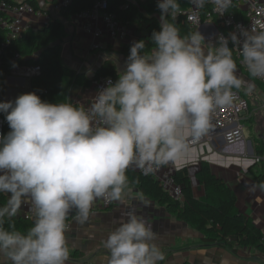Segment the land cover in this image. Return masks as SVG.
<instances>
[{
  "label": "clouds",
  "instance_id": "clouds-1",
  "mask_svg": "<svg viewBox=\"0 0 264 264\" xmlns=\"http://www.w3.org/2000/svg\"><path fill=\"white\" fill-rule=\"evenodd\" d=\"M189 3H212L222 13L232 0ZM157 8L152 47L133 41L118 79L109 78L87 105L50 103L36 92L0 102L10 128L0 134V264H66L70 217L83 225L97 200L122 203L130 166L147 173L187 157L214 111L233 104V90L245 84L236 54L251 77L264 79V27L237 26L206 42L200 31L181 34L179 0H158ZM106 59L119 63L115 54ZM26 201L31 226L19 230L13 221ZM113 225L104 241L107 264L164 260L160 234L145 217L127 211Z\"/></svg>",
  "mask_w": 264,
  "mask_h": 264
},
{
  "label": "crops",
  "instance_id": "crops-1",
  "mask_svg": "<svg viewBox=\"0 0 264 264\" xmlns=\"http://www.w3.org/2000/svg\"><path fill=\"white\" fill-rule=\"evenodd\" d=\"M149 35L148 24L132 23L127 41H116L110 49L116 51L121 64H117L119 71L130 51L133 41H139ZM76 36L78 37L76 40ZM69 44H73L76 51L67 55L64 51V64L81 74L93 76L96 70L104 64L106 56L98 55L90 46V39L83 34L70 36ZM82 42L86 48L81 51ZM68 46V43H67ZM79 47V48H78ZM64 48V45H63ZM66 50V49H65ZM88 51V52H87ZM104 57V58H103ZM239 75L245 81L240 91L250 104L248 113L244 116L245 140L235 145L227 144L225 131L221 132L214 141L198 146H191L187 157L165 166L172 169L188 167L196 197H203L205 192L200 186L196 175L202 162H207L212 172L222 178L237 196V206L241 213L252 217L264 233V190L254 181L255 177L264 171V156L259 159L256 153L260 143H264V86L251 77L247 69L237 66ZM91 70V74H89ZM251 85L253 91L248 93ZM33 92L29 79L8 76L4 80V90H0V102L14 100L20 94ZM97 93L95 83L86 87L80 81L72 86L69 99L72 102L87 101ZM259 159V161H258ZM14 220L26 219L25 204ZM127 211H135L145 217L153 225V230L160 234L156 243L164 254L161 264H264L260 253L252 249H242L238 255L223 247L208 245L202 242L201 234L190 225L182 222L169 212L167 207L158 204L143 195L140 190L129 184L125 192L124 201L115 202L111 209L91 215L86 224H79L73 218L68 221L67 243L70 257L66 264H107L108 252L104 247L107 232L114 227L113 221L121 218Z\"/></svg>",
  "mask_w": 264,
  "mask_h": 264
},
{
  "label": "trees",
  "instance_id": "trees-1",
  "mask_svg": "<svg viewBox=\"0 0 264 264\" xmlns=\"http://www.w3.org/2000/svg\"><path fill=\"white\" fill-rule=\"evenodd\" d=\"M7 1L13 2L12 0ZM96 1L72 0L71 6L61 9L60 18L71 22L75 15L92 8ZM124 1H111L109 10L116 13L118 18L125 23L132 22L140 26L143 22H146L149 28V35L140 40L146 41L149 48L152 47L150 43L151 34L153 31L160 30V22L155 17V11L149 5H143L149 16L142 14L138 6L135 5H131L128 11H121L119 6ZM29 2L36 9H39L36 1L29 0ZM61 19L53 18L44 27L38 30H29L17 43L4 49L1 56L0 90H4V80L12 75L14 67L26 64H35L41 67L40 75L31 80V88L42 100L50 103L62 102L65 98L69 99L72 86L80 81L86 87H91L102 77L110 78L115 83L118 79L117 73L119 69L116 62L111 60H106L93 76H88L85 73L81 74L64 64L59 39L64 33H67V28ZM178 26L182 35L195 32L186 23L182 22ZM219 27L226 31L225 25L221 24ZM5 38V32L0 27V49ZM124 49L125 51H130V47H125ZM16 53H19L22 59L13 63L12 59ZM236 62L237 66H239L237 59ZM257 83L264 86V84ZM234 90L240 91V89ZM240 93L242 92L240 91ZM9 131L10 128L5 119L3 135H6ZM256 153L259 159L263 158L264 143L259 144ZM126 175L128 176L129 184L137 187L143 195L167 207L170 213L198 231L201 234L203 243L223 247L235 255H238V252L242 249H252L260 253L264 259L263 231L252 217L240 212L235 192L222 178L212 172L211 166L207 162L201 163L196 175L200 186L203 187L205 192L203 197H196L188 167L173 171V179L176 185L183 190V203L171 198L163 190L161 183L153 176L141 174L130 168L127 170ZM254 181L259 187L264 184V171L256 176ZM4 200L5 197L0 196V203H3ZM71 219L72 217L68 221ZM13 223L19 230H26L31 226V222L27 219L14 220Z\"/></svg>",
  "mask_w": 264,
  "mask_h": 264
},
{
  "label": "built area",
  "instance_id": "built-area-1",
  "mask_svg": "<svg viewBox=\"0 0 264 264\" xmlns=\"http://www.w3.org/2000/svg\"><path fill=\"white\" fill-rule=\"evenodd\" d=\"M0 0V27L4 30L6 38L0 49V67L2 66V53L4 49L17 43L29 30L44 27L53 18H60L61 9L72 5V0H32L36 1V9L29 0ZM113 0H97L94 6L75 15L71 22L61 19L67 31L72 29L76 33L83 34L90 39L93 51H102L106 46L115 45L116 41L125 42L130 35L132 22L120 20L116 13L111 12L110 2ZM158 0H125L120 6L121 11H128L131 5L138 6L139 11L148 15L143 5H149L155 11V17L160 22V10L157 8ZM182 13L175 18L177 25L186 23L192 31H200L206 38V42L215 43L216 37L220 34L227 36L231 31L237 30V26L244 28L264 27V0H232V5L221 13L215 5L208 3L204 8L195 9L189 0H179ZM146 24V22H143ZM225 25L223 31L219 25ZM70 28V29H69ZM231 47V44H230ZM22 59L16 53L12 59L13 63ZM238 62L241 58L236 54ZM41 67L35 64L17 65L12 71L14 77L29 79L30 81L39 76ZM109 78L102 77L96 81L97 91L106 87ZM257 82L264 84V79L254 78ZM112 81V79H111ZM235 101L231 106L217 108L212 114L210 127L201 139L191 146H198L210 143L223 131L225 140L229 145H235L245 140L244 116L248 113L249 101L240 91L233 90ZM5 116L0 113V134L3 135ZM259 161V159H258ZM144 175L153 176L157 179L165 192L179 203H183L184 194L180 186L176 185L173 179V170L167 166H161L152 172H145L135 165L129 167ZM114 201L99 199L94 203L92 213L111 209ZM26 219L31 222V204H25Z\"/></svg>",
  "mask_w": 264,
  "mask_h": 264
},
{
  "label": "rangeland",
  "instance_id": "rangeland-1",
  "mask_svg": "<svg viewBox=\"0 0 264 264\" xmlns=\"http://www.w3.org/2000/svg\"><path fill=\"white\" fill-rule=\"evenodd\" d=\"M39 26H37V27H35L34 28V30H38L39 28H38ZM42 28V27H41ZM70 29V28H69ZM67 31V30H66ZM65 31V32H66ZM70 36H74V31L72 30V29H70L69 31H67V33H64L63 35H62V37L59 39V44H61V47H62V55L64 56V51L67 53V55H69V54H73L75 51H76V49H74L73 48V46H74V43L71 45V44H69L70 42H68V41H70ZM77 36H76V40H77ZM67 43H68V46H67ZM82 44V46H81V48H83V49H81V51H79L78 53H79V55H82L83 54V52H82V50H85V49H87L86 48V44H85V42H82L81 43ZM63 45H64V48H63ZM79 48V47H78ZM66 49V50H65ZM88 52V51H87ZM99 53H98V55H101V56H104L105 57V55H107V56H111L112 54H116V51L113 49H110V47L109 46H106L102 51H98ZM116 56V55H115ZM103 57V58H104ZM117 57V56H116ZM118 58V57H117ZM105 60H107V59H105ZM118 60H119V58H118ZM118 64H121V62H120V60H119V63ZM239 66L240 67H243L240 63H239ZM244 68V67H243ZM250 109V108H249Z\"/></svg>",
  "mask_w": 264,
  "mask_h": 264
}]
</instances>
